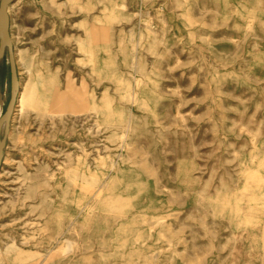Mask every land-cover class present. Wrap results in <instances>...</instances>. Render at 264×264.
I'll return each instance as SVG.
<instances>
[{
	"label": "rangeland",
	"instance_id": "1",
	"mask_svg": "<svg viewBox=\"0 0 264 264\" xmlns=\"http://www.w3.org/2000/svg\"><path fill=\"white\" fill-rule=\"evenodd\" d=\"M8 16L19 87L43 93L38 81L48 73L53 97L43 116L7 119L2 163L9 155L32 177L46 166L41 175L51 181L26 196L29 180L10 166L0 186V251L27 239L34 259L46 223L90 189L67 170L84 157V170L98 173L124 155L135 177L102 193L74 250L63 252L78 255L102 240L105 256L62 264H264V0H18ZM132 56L140 57L137 69ZM135 76L145 81L141 105L122 97ZM103 97L110 125L89 110ZM9 98L6 55L0 116ZM127 111L135 125L124 154L116 118ZM134 204L139 214L124 213L120 234L102 226ZM115 239L125 244L112 247Z\"/></svg>",
	"mask_w": 264,
	"mask_h": 264
},
{
	"label": "bare ground",
	"instance_id": "2",
	"mask_svg": "<svg viewBox=\"0 0 264 264\" xmlns=\"http://www.w3.org/2000/svg\"><path fill=\"white\" fill-rule=\"evenodd\" d=\"M17 2L18 0H14V2L8 6V12ZM88 54L89 62L94 63L93 53L88 51ZM17 56L19 60L23 62L27 71L32 69L33 60L27 59L24 52H18ZM130 61V67L134 69L139 68L140 57L132 56ZM52 81L53 79L48 73L45 74L43 80L38 81L40 85H43V93L40 94L37 93L36 88H33V90L29 92L27 86L19 87L13 117H22L24 114L27 115V113L32 110H37V115L39 116L45 115L46 108L48 104H50V99L53 97L52 88L50 87ZM144 86L145 81L143 77L135 76L131 89H126L122 97L125 98L127 102L130 101L133 105H141V103H145V99H143L144 97L142 95L145 88ZM103 100L104 102L102 105H97L94 100H92L89 104V110H92L95 115L100 114L106 120L105 125H110L112 122L111 103L109 100L107 101L105 97H103ZM59 101L62 102V100ZM40 108L42 109L39 113ZM122 114L123 113H120L116 118V126L119 131L117 136L121 138L122 148L125 154V151L131 146L130 137L134 132L135 118L133 115L129 114L128 111L124 116ZM27 160L33 161L34 158L31 156L26 159V161ZM125 164L130 166L131 160L122 155L118 162L110 160L100 172L90 174L87 172V169L84 170L87 165L85 164V158H79L77 160V169H74L73 171L67 170V172H72V176H69V179L73 180V178H79L83 183L89 185L90 189L80 190V194L72 199L71 204H69L66 209H62L61 213L63 214L61 216L57 219H51L46 223V229H49V234L32 244V249L37 250L34 259H29L32 255L27 256L28 253L26 252V247H28V244L31 246V244L27 242V239H21L18 244L12 243L4 250L0 251V264H5L6 261H11V264H62L64 260L68 261L79 255L82 257H88L91 254H98L100 258H103L106 254L105 250H107V246L102 240H95L92 241V243L83 245L79 248L78 255H74L73 253V255L68 256L63 252L66 251L67 253H71L74 250V247L78 243V241H76L77 235H79L80 230L84 229L91 223L92 216L97 209V203L101 199L102 193H105L112 188L119 186L123 187L125 185L124 182L128 178L135 177V175L131 174L132 168L126 169L124 167ZM2 165L3 167L0 170V186L5 184L6 179L11 175L10 166L12 165H16L17 171L20 172V174L22 173L23 178L29 180V184L26 187V196H35L38 184L50 186V175H41L47 169L46 166H39L36 168L35 177H32V175L27 174V169L24 168L22 163L13 162L9 155L4 157ZM28 166L31 167L30 165ZM67 191L69 192V189L64 192L62 191L65 197H68ZM41 197L42 203L51 204L52 200L50 194L42 193ZM113 207L114 204L111 208ZM137 207L138 206L134 204L133 206H130V209L126 212L109 213L107 221L105 220L102 222V226H105L106 229L111 231L118 230V234H120L122 232V226L126 221V214L124 213H129L131 216L137 215L139 214V208ZM155 223H158V220L155 221ZM101 229L98 232H101L102 235L103 231ZM90 240L92 239L89 238L88 242H90ZM57 244L61 246L57 248ZM124 244V242L118 243L116 239L111 241L112 247L115 245L122 247Z\"/></svg>",
	"mask_w": 264,
	"mask_h": 264
},
{
	"label": "water",
	"instance_id": "3",
	"mask_svg": "<svg viewBox=\"0 0 264 264\" xmlns=\"http://www.w3.org/2000/svg\"><path fill=\"white\" fill-rule=\"evenodd\" d=\"M14 0H0V62L7 55L10 71V98L3 115L0 116V137L4 123L13 114L18 93H19V82L16 71V65L13 54L12 42L9 34L10 19L8 16V6ZM2 152L0 147V166L2 163Z\"/></svg>",
	"mask_w": 264,
	"mask_h": 264
},
{
	"label": "trees",
	"instance_id": "4",
	"mask_svg": "<svg viewBox=\"0 0 264 264\" xmlns=\"http://www.w3.org/2000/svg\"><path fill=\"white\" fill-rule=\"evenodd\" d=\"M1 61H3V59H2ZM0 63H1V62H0Z\"/></svg>",
	"mask_w": 264,
	"mask_h": 264
}]
</instances>
